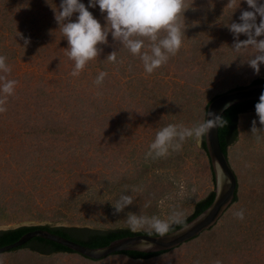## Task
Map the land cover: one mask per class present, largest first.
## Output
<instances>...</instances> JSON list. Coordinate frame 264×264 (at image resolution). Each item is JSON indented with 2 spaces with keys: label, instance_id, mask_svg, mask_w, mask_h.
Returning a JSON list of instances; mask_svg holds the SVG:
<instances>
[{
  "label": "rangeland",
  "instance_id": "rangeland-1",
  "mask_svg": "<svg viewBox=\"0 0 264 264\" xmlns=\"http://www.w3.org/2000/svg\"><path fill=\"white\" fill-rule=\"evenodd\" d=\"M61 2L0 0V55L11 67L7 78L18 81L0 114V230L128 229L129 212L167 219L176 210L189 218L215 190L202 140L197 146L188 139L164 157L146 153L159 128L202 122L216 94L264 79V64L258 75L247 64L251 49L233 51L235 37L227 27L252 9L246 0L234 7H227L229 0H186L182 47L153 73L144 71L138 56L119 51L109 34L98 46L99 57L72 77L67 40L55 20ZM88 10L106 24L98 5ZM260 19L257 14V24ZM113 51H119L117 62L105 61ZM101 71L108 75L97 86ZM253 120L261 127L255 109L239 115L238 137L229 147L240 201L210 232L144 261L42 256L25 248L0 254V264H264V131L251 133ZM122 194L134 202L114 215L112 204ZM239 210L243 220L234 216Z\"/></svg>",
  "mask_w": 264,
  "mask_h": 264
},
{
  "label": "clouds",
  "instance_id": "clouds-1",
  "mask_svg": "<svg viewBox=\"0 0 264 264\" xmlns=\"http://www.w3.org/2000/svg\"><path fill=\"white\" fill-rule=\"evenodd\" d=\"M246 3L252 11H243L239 17L241 22H233L227 27L235 37L231 47L234 52L243 53L249 49L254 52L247 64L258 75L260 66L264 64V39H258L264 36V4H258V0H246ZM97 5L101 13L106 14L104 26L88 10ZM234 6L236 0H229L227 7ZM185 7L186 0H90L88 6L81 3V0H62L59 10H53L59 31L67 40L65 54L73 61L70 75L78 77L90 61L99 57L101 49L98 46L107 44L109 34L121 45L119 51L126 49L133 56H138L144 71L148 74L153 73L166 64L171 56H175L182 47L185 33L181 15L184 14ZM74 14H78L75 22L72 20ZM257 14L261 18L259 24L256 22ZM241 34L247 39L241 41L239 39ZM29 42L25 39V45ZM119 51L110 53L105 61L117 62ZM6 61L7 57L0 55V114L7 112L8 97L15 95L18 84V81L7 78L11 73V67ZM107 75V72H99L94 83L97 86L102 85ZM255 113L261 127L258 128L257 121L253 120L251 128L253 134L264 131V93H261L259 101L255 104ZM223 122V119L215 117L207 118L191 127L167 124L157 130L146 157L159 158L167 156L170 150L179 151L188 139L194 140L199 146L203 137L211 129L221 126ZM132 191L137 189L133 188ZM133 202L131 195L122 194L112 204L113 214L123 212ZM234 216L243 220L244 210L235 212ZM125 220L131 232L147 231L149 236L155 234L165 237L174 225H180L184 231L192 227L185 222L184 213L176 210H173L167 219L129 212ZM215 264H221V261L218 259Z\"/></svg>",
  "mask_w": 264,
  "mask_h": 264
},
{
  "label": "water",
  "instance_id": "water-1",
  "mask_svg": "<svg viewBox=\"0 0 264 264\" xmlns=\"http://www.w3.org/2000/svg\"><path fill=\"white\" fill-rule=\"evenodd\" d=\"M261 93H264V83L251 84L221 94L209 103L205 120L207 118H221L228 109L236 105L259 101ZM204 138L211 168L214 173L215 198L204 212L188 223L192 225L189 230L184 231L180 228L168 233L165 237L137 234L116 240L105 247L90 248L62 236L37 229L26 233L15 243L1 247L0 254L15 251L34 238H43L67 247L74 253L88 259L99 261L124 251L143 253L171 251L197 238L202 232L213 228L223 217L233 204L238 187L237 176L220 144L219 127L211 129ZM24 226L26 225L15 228Z\"/></svg>",
  "mask_w": 264,
  "mask_h": 264
},
{
  "label": "trees",
  "instance_id": "trees-1",
  "mask_svg": "<svg viewBox=\"0 0 264 264\" xmlns=\"http://www.w3.org/2000/svg\"><path fill=\"white\" fill-rule=\"evenodd\" d=\"M258 83H264V79H257L253 81L251 84H258ZM244 87V86H239L237 88ZM236 89V88H234ZM233 90V89H231ZM222 93L216 94L213 98H211L206 106L205 113L207 111V107L209 103L215 99L216 97L220 96L221 94H224L228 91ZM258 101H251L247 102L244 104H239L234 107H231L228 109L221 117L223 119V123L221 126H219V139H220V144L222 147V150L224 153L229 157V147L236 142L237 137H238V117L240 114L254 110L255 109V104ZM202 149L208 156L206 144H205V138L203 137L202 139ZM209 158V156H208ZM210 163V162H209ZM211 174H212V181L215 185V179H214V173L211 168V163L209 164ZM235 172V171H234ZM237 180H238V173H236ZM239 188L240 184L238 182V187H237V192L235 194V198L233 201V205L237 204L240 201V194H239ZM215 198V190L209 193V195L204 198L203 200L199 201L194 209L193 214L187 218L184 219L185 222L188 224L190 221L195 219L197 216H199L202 212H204L213 202ZM230 206V207H231ZM182 228L180 225H174L172 230L169 232H173L177 229ZM41 229L48 231L52 234L62 236L64 238L70 239L72 241H75L77 243H80L84 246L90 247V248H101L108 246L112 242L129 237V236H135L137 234H145L148 235L147 231L143 232H138V233H133L129 229H110V230H94V229H88V228H66V227H53L50 225H43V226H24V227H19L15 229H9L5 231H0V248L4 247L6 245L15 243L18 241L21 237H23L26 233ZM213 228L206 230L202 232L198 237L202 236L204 233L210 232ZM151 236H157L155 234ZM197 237V238H198ZM184 245V244H183ZM182 246V245H181ZM180 246V247H181ZM29 249L39 255H44V256H50L56 253H73V251L67 247H64L60 244H57L55 242H52L50 240H46L43 238H34L31 241H29L27 244L22 246L19 249ZM179 248V247H178ZM17 249V250H19ZM177 249V248H176ZM175 250V249H173ZM171 250V251H173ZM170 251H162V252H157V253H143V252H136V251H124L117 253L115 255L118 256H125L128 259L138 261V260H150L152 258H156L159 256H162ZM91 260V259H90ZM95 261V260H92Z\"/></svg>",
  "mask_w": 264,
  "mask_h": 264
}]
</instances>
